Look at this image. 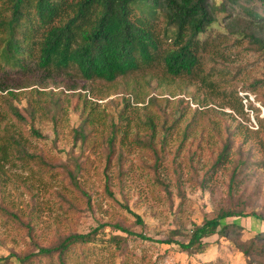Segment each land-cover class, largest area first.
Masks as SVG:
<instances>
[{"label": "rangeland", "instance_id": "1", "mask_svg": "<svg viewBox=\"0 0 264 264\" xmlns=\"http://www.w3.org/2000/svg\"><path fill=\"white\" fill-rule=\"evenodd\" d=\"M5 4L8 5L9 0H0V9H4ZM226 17L221 16L222 21ZM221 29L214 27L209 35L202 36V41L209 36L215 41L211 42L212 47H216L219 43L216 35ZM227 44L219 48V55L224 59L216 67L226 69L229 76L225 79L210 76L215 66L209 63L204 79L210 76L207 83H217L218 93L237 90L236 97L244 105L242 114L228 106L222 109L229 100L216 94L210 98L204 88L198 92L196 87L198 100L194 101V87L171 96L170 89L160 86L157 80L150 87L137 90L140 96H146V102L131 99L127 110H124V103L134 91L131 85L125 88L95 83L86 104L83 103L86 96L83 90L71 93L53 83L46 88L36 85L35 88L42 92L53 91L54 99L62 102V111L57 114V122H53L50 115L36 121V129L42 134L40 140L31 137L25 125L14 121L5 125L4 121L8 120L0 122V136H4L5 128L15 131L18 137L28 140L32 152L42 157L41 162L19 163L10 159L2 164L0 207L10 209L24 220L32 218L37 240L43 243L71 233L89 232L99 223H120L134 233L163 240L174 230H192L195 224L200 226L224 210L245 209L247 214L255 211L264 217V86L255 92L242 90L254 79L264 78V62H261L264 56L250 51L247 43L240 45L230 40ZM208 53L206 56L210 59L212 54ZM20 79L15 77L14 80ZM69 79L60 80L67 82ZM25 84H36L35 79L22 83ZM2 95L7 97V93ZM151 98L162 100V106H149ZM46 100L50 101L46 98L45 104ZM181 109L200 121L192 128L191 137L183 146L182 133L178 136L173 133L167 145L159 144L157 148L162 161L159 169L154 170L155 174L149 167L151 159L136 145L137 133L143 129L141 119L151 112L162 118L166 115L173 121L172 114ZM89 118L99 130H87V140L83 141L75 131ZM112 125V131L120 128L114 147L103 143L105 136L99 132L109 130ZM228 141L232 143L231 153L220 165L219 155ZM111 150L125 153L123 176L117 167L119 154L113 157L112 164L107 163L109 154L112 157ZM241 157L248 159L250 166L243 167L232 182L233 171ZM259 163L262 165L258 167ZM76 166L81 168L77 170ZM69 171L74 172L76 182L91 196V206L73 187ZM162 181L169 184L168 192L159 185ZM107 185L114 197L109 196ZM66 198L78 206L66 205L63 203ZM123 207H128L130 212ZM137 216L142 218L143 225L138 224ZM222 227H231L234 232L204 240L206 252L203 254L191 255L178 246L130 237L122 250L104 243L78 246L69 254L68 263L256 264L254 258L248 259L241 253L239 246L250 244L258 234L264 235V222L253 217L231 218L223 222ZM26 234L13 220L0 217V257L6 256L10 249L26 252L29 247ZM177 239L184 240L181 236ZM43 264L53 263L44 260Z\"/></svg>", "mask_w": 264, "mask_h": 264}, {"label": "trees", "instance_id": "2", "mask_svg": "<svg viewBox=\"0 0 264 264\" xmlns=\"http://www.w3.org/2000/svg\"><path fill=\"white\" fill-rule=\"evenodd\" d=\"M4 9H0V100L3 99L0 101V122L8 120L4 121L5 125L12 121L25 125L31 137L37 140L42 138V134L36 129V121L50 115L53 122H57L62 102L54 99L53 91L42 92L35 88L36 85L46 88L53 83L71 93L83 90L86 92L84 104L89 102L88 94H92L95 83L123 85L125 88L131 85L134 91L124 103V110H127L131 99L146 102V96H140L137 90L150 87L157 80L160 86L170 89L171 96L194 87V101L198 100L196 87L198 92L204 88L210 98L216 94L229 100L222 109L228 106L242 114L244 105L236 97L237 90L218 93L217 83H207L211 80H208L210 76L218 79L229 76L226 69L216 67L224 59L219 55V48L228 46L227 43L232 40L240 45L247 43L250 51L263 53L264 56V0H9ZM223 15L228 17L222 21ZM162 24L164 27L161 28ZM214 27L222 28L221 33L216 35L219 39L216 47L211 45L213 38L201 39L209 35ZM207 52L212 54L210 59H207ZM209 63L215 67L211 70L212 75L205 80ZM15 77L21 79L14 80ZM64 78L70 79L67 82L60 80ZM34 79L36 84L22 85ZM262 86L264 78L254 79L242 90L255 92ZM2 93H7V97L3 98ZM46 98L50 101L46 100L45 104ZM180 102L182 104L183 100ZM149 106H162V100L151 98ZM161 118L151 112L145 113L144 120L141 119L143 129L137 133L139 140L136 145L151 159L149 167L153 171L159 169L162 161L157 148L159 144L167 145L173 133L176 136L182 133L183 146L191 137L192 128L200 121L195 115H187L183 109L172 114L173 121L166 115ZM94 125V120L87 119L75 131L76 135L83 141L87 140V130H99ZM112 129L113 125L110 131H99L105 136L103 143L110 147H114L118 130L120 132V128ZM231 145L228 141L220 153V165L230 156ZM31 149L26 138H20L15 131L5 128L4 136H0V169L10 159L19 163L41 162L42 157ZM111 151L112 157L109 154L107 163L112 164L113 157L119 154L117 167L123 176L125 153ZM242 158L235 166L232 182L243 167L250 166L249 160ZM261 165L259 163L258 167ZM75 168L79 170L81 166ZM68 176L73 187L88 199L91 206V196L76 182L74 172L69 171ZM159 185L164 191H169V184L165 181L159 182ZM107 191L110 197H114L109 185ZM63 201L66 205L78 206L67 198ZM125 209L130 212L128 207ZM0 217L13 220L20 226L27 233L26 242L29 245L26 252L10 249L6 256L0 257V264H43L44 260L53 264H69L68 256L78 246L104 243L122 250L130 242V237L159 245L178 246L191 255L203 254L206 252L204 240L234 232L231 227H222L226 220L253 217L264 222V217L255 211L247 214L245 209L224 210L216 217L206 219L200 226L195 224L192 230H174L163 240L134 233L120 223H99L89 232L71 233L56 241L43 243L37 240L32 218L24 220L10 209L1 207ZM137 220L143 225L141 217L137 216ZM180 236L183 241L177 239ZM239 249L248 259L254 258L256 264H264V235L258 234L250 244L240 245Z\"/></svg>", "mask_w": 264, "mask_h": 264}]
</instances>
